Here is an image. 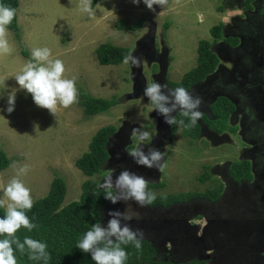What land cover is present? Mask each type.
Returning a JSON list of instances; mask_svg holds the SVG:
<instances>
[{
  "label": "rangeland",
  "instance_id": "obj_1",
  "mask_svg": "<svg viewBox=\"0 0 264 264\" xmlns=\"http://www.w3.org/2000/svg\"><path fill=\"white\" fill-rule=\"evenodd\" d=\"M17 1V38L9 31L7 37L13 51L0 55V151L8 161L0 171V199L5 205L3 189L17 172L13 162L18 167L30 166L20 178L31 189L34 201L45 196L53 178H60L65 186L61 207L78 200L84 180L100 184L111 169H115V179L127 168L150 181L148 188L156 199L205 190H217L216 198L144 207L131 200L108 201L99 222L107 224L109 210L123 212L130 206L139 217L131 226L143 231V240L156 249L158 260L264 264V169L251 183L237 184L228 176L231 163L250 156L264 162V18L254 12L247 16L249 10L242 7L245 0H168L165 8L154 5V11L143 0L139 4L102 0L93 8L94 16L80 11L79 0ZM141 18L146 23L140 29H127ZM119 20L126 26L122 30L115 28ZM218 23L223 24V38L236 37L235 46L224 39L213 41L209 29ZM163 24L165 37H161ZM199 40L214 43L211 51L218 63L213 73L189 91L203 98L200 110L210 119L208 108L214 99L226 98L234 107L227 122L230 131L216 135L198 120V138L184 137L180 127L169 135V125L144 96V89L153 82L178 81L194 66ZM102 44L129 48L140 58L139 66L100 65L95 51ZM37 47L50 48L51 58L64 62L65 75L77 77L78 103L59 107L56 116L37 106L15 79ZM83 95L119 103L105 112L85 115ZM106 126L115 128L107 145L108 161L99 174L86 178L74 162L87 152L95 132ZM252 126L254 131L258 128L257 135L253 134L256 147L247 137ZM138 127L154 137L144 144L164 153L162 172L139 166L128 155L139 143L131 135ZM203 169L208 177L201 182L198 177Z\"/></svg>",
  "mask_w": 264,
  "mask_h": 264
},
{
  "label": "clouds",
  "instance_id": "obj_2",
  "mask_svg": "<svg viewBox=\"0 0 264 264\" xmlns=\"http://www.w3.org/2000/svg\"><path fill=\"white\" fill-rule=\"evenodd\" d=\"M134 4H139L140 0H132ZM149 10L154 11V5L165 8L168 0H143ZM78 7L81 12L89 16L95 15L92 7V0H79ZM16 17V9L0 4V55H9L13 51L8 40V26ZM52 51L48 47H37L32 49L31 60L28 61L22 71L15 76L19 86L32 95L34 103L49 110L56 116L59 107L69 108L79 101V90L76 86L77 77L68 78L64 62L61 59H53ZM125 65L131 63L139 66L140 58L129 52L124 55ZM144 96L151 101L154 110L164 118V122L169 125H177L185 128L194 127L203 113L200 108L203 98L193 95L185 87L169 89L167 84L158 82L149 83L144 89ZM8 111H13L14 95L9 97ZM173 113H179L189 121L177 120ZM131 135L139 141L128 155L134 162L146 168H156L163 171L164 153L158 148L145 145L144 141H152L153 136L141 127L133 128ZM147 148V151H145ZM17 169L16 175L10 179L3 189V194L7 198L0 199V207H6L5 215L0 218V264H18L16 252L23 253L27 248L29 259L43 260L45 264L51 259L47 251V244L37 239L25 236L23 241L17 237L21 228L29 232L37 227L32 219L27 215L34 205L31 189L27 187L20 178L26 175L30 166L24 164L17 166L16 162L11 165ZM115 169H111L105 176L99 189L104 191V199L112 204L118 202L134 201L140 207L150 205L156 199V194L149 190L150 183L144 176L138 175L127 168H122L120 173L113 178ZM110 217L107 224L97 222L91 226L83 237L77 242L76 247L82 252L90 253L95 264H126L128 253L124 246L133 245L136 250L142 249L144 233L140 229L131 226L133 219H139L138 214L127 207L123 212L119 210H109ZM15 245V247H14Z\"/></svg>",
  "mask_w": 264,
  "mask_h": 264
},
{
  "label": "trees",
  "instance_id": "obj_3",
  "mask_svg": "<svg viewBox=\"0 0 264 264\" xmlns=\"http://www.w3.org/2000/svg\"><path fill=\"white\" fill-rule=\"evenodd\" d=\"M102 0H92V7ZM0 4L11 6L17 9V0H0ZM146 20L144 18L133 22L129 27L130 31L140 29ZM126 26L123 21L119 20L115 23L118 30L124 29ZM166 24L162 26L161 37H165ZM8 31L17 38L18 26L16 17L8 26ZM209 35L213 41L224 39V42L233 47L237 44L234 37L223 38V24L218 23L209 29ZM131 52L129 48L115 47L109 44L100 45L95 56L97 62L102 66L119 65L123 62L125 54ZM195 64L192 69L186 72L178 83H167L168 88L185 87L190 89L194 84L202 82L205 77L213 73L216 69L218 60L210 49V43L206 40H199L196 46ZM24 55V52L21 53ZM117 99L104 100L93 98L87 95L82 96L81 106L85 115H93L105 112L118 104ZM233 106L227 99L218 98L210 107V114L213 120H206L208 127L217 133L228 132L227 122ZM176 119H184L185 123L189 121L182 117L179 113ZM177 125L169 126L170 135L173 134ZM181 133L184 137L196 139L199 136V127L185 128L180 126ZM113 126H106L98 129L89 141L87 152L83 153L74 162L75 168L86 178H91L101 172L108 161L107 145L109 138L114 134ZM8 164L7 158L3 151H0V171ZM246 161L231 163L228 167L229 177L236 183L241 180L249 181L250 172ZM208 175L203 169L198 179L202 182L206 180ZM98 183L86 179L80 185V195L77 201L71 202L63 207L61 203L65 193L63 181L55 177L52 179L47 193L44 197L34 201V205L27 215L32 222L37 225L32 231L21 228L17 237L23 241L25 236L37 239L47 244V251L51 259L47 264H95L90 253L82 252L76 247L77 242L83 237L87 230L101 218L104 204L108 201L104 199V191L98 188ZM220 189V188H219ZM217 190H208L204 193H192L186 196L170 195L162 199H155L152 204L166 205L172 202L183 201L188 199H215ZM6 211L0 207V218L5 215ZM4 237H0L2 239ZM15 247V245H14ZM128 253L126 264H175L168 261H160L156 259V252L152 245L146 241H142V249L136 250L131 244L124 246ZM16 256L18 264H45L43 260H31L27 248L23 253L17 251ZM185 264H204V261L191 260Z\"/></svg>",
  "mask_w": 264,
  "mask_h": 264
},
{
  "label": "flooded vegetation",
  "instance_id": "obj_4",
  "mask_svg": "<svg viewBox=\"0 0 264 264\" xmlns=\"http://www.w3.org/2000/svg\"><path fill=\"white\" fill-rule=\"evenodd\" d=\"M245 1H247L246 2V4L244 5L243 4V6H245V7H247V8H249V6H251V5H253V4H255V6H254V9H253V12H254V14H257L258 15V18L260 19H263L264 18V0H245ZM251 13L250 12H248L247 13V16L248 15H250ZM239 17V16H238ZM264 20H262V22H263ZM236 31V30H235ZM236 38V37H235ZM210 43V49H211V44L212 45H214V43L213 42H209ZM216 43V42H215ZM194 67V66H193ZM192 67V68H193ZM192 68H190V69H192ZM190 69H188L186 72H188ZM179 71L177 70L176 71V73H178ZM186 72H184L182 75H181V77L186 73ZM181 77H180V79H181ZM180 79L178 80V81H176V82H173V81H166V84L168 83V82H170V83H178L179 81H180ZM170 89V88H169ZM191 89V88H190ZM189 89V90H190ZM218 98H222V99H226V98H224V97H217V98H215L214 99V101L216 100V99H218ZM214 101L212 102V104L214 103ZM211 104V105H212ZM231 104V103H230ZM211 105L209 106V108H208V113L210 114V107H211ZM232 105V104H231ZM233 106V105H232ZM242 106H246V104H244V103H242ZM245 108H247V107H245ZM242 112V111H241ZM234 114V107H233V111L230 113V115H229V117H231L232 115ZM176 115V114H175ZM246 115L247 116H251L250 115V113H249V111L246 109ZM210 116H211V119H210V117L208 118V117H206L205 115H204V113H203V115H202V118L201 119H199V120H201L207 127H208V125L206 124V120H213L214 119V117L210 114ZM242 117H243V115H242ZM253 119H254V116H253ZM247 124L249 123H253V120L252 121H247L246 122ZM197 125H198V127H199V129H200V125H199V123H198V121H197V123H196ZM177 127H180V126H177ZM177 127L175 128V130L177 129ZM209 128V127H208ZM210 129V128H209ZM254 129H255V127L254 126H252L251 127V129L248 131V136L247 137H251L252 139H253V134H255V136L257 135V131H258V128H257V130L256 131H254ZM175 130H174V132H175ZM211 131H212V133H214V134H223L224 132H222V133H217L216 131H214V130H212V129H210ZM168 131H169V129H168ZM173 132V133H174ZM168 134L170 135V133L168 132ZM199 135H200V131H199ZM254 136V137H255ZM198 138V137H197ZM254 140V142L252 143V146L254 145L255 147L257 146L256 144H257V137H255V139H253ZM254 147V148H255ZM251 157L252 156H250V159H248V160H244V161H246L247 163H248V166H249V168H248V170H249V172H250V179H249V181H246V180H241L240 182H246V183H251L252 182V180H253V177H255V174H258V172H263V166H264V162H262V163H258L255 159H251ZM239 162H243V161H239ZM254 172V173H253ZM229 176V175H228ZM227 178H229V177H227ZM230 179V178H229ZM240 182H238V183H240ZM237 183V184H238ZM205 191H208V190H205ZM192 194V193H191ZM196 194H199V193H196ZM176 195V194H175ZM167 196H170V195H167ZM188 200H191V199H188ZM183 201H185V200H183ZM183 201H177V202H172V203H169L168 204V206L169 205H171V204H175V203H180V202H183ZM153 206L155 205V206H158L157 204H152ZM149 242V241H148ZM150 243V242H149ZM151 244V243H150ZM152 245V244H151ZM153 247V246H152ZM154 248V247H153ZM155 249V248H154ZM155 252H156V249H155ZM156 259H157V256H156ZM158 260V259H157ZM191 260H196V261H199V260H201V261H204V264H207L208 262H206L205 260H203V259H188V260H186V261H184V262H172V261H169V260H160V261H168V262H171V263H175V264H185V263H187V262H189V261H191Z\"/></svg>",
  "mask_w": 264,
  "mask_h": 264
},
{
  "label": "crops",
  "instance_id": "obj_5",
  "mask_svg": "<svg viewBox=\"0 0 264 264\" xmlns=\"http://www.w3.org/2000/svg\"><path fill=\"white\" fill-rule=\"evenodd\" d=\"M242 7L244 8V11H245V12L249 10L250 13H252V12H253V9H254V8H250V9H249V8H247V7H244V6H242ZM245 12H244V13H245Z\"/></svg>",
  "mask_w": 264,
  "mask_h": 264
}]
</instances>
